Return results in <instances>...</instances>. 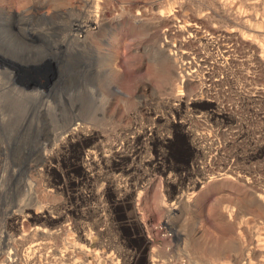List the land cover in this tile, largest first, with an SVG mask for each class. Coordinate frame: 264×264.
Wrapping results in <instances>:
<instances>
[{
	"label": "rangeland",
	"instance_id": "rangeland-1",
	"mask_svg": "<svg viewBox=\"0 0 264 264\" xmlns=\"http://www.w3.org/2000/svg\"><path fill=\"white\" fill-rule=\"evenodd\" d=\"M0 264H264V0H0Z\"/></svg>",
	"mask_w": 264,
	"mask_h": 264
},
{
	"label": "bare ground",
	"instance_id": "bare-ground-1",
	"mask_svg": "<svg viewBox=\"0 0 264 264\" xmlns=\"http://www.w3.org/2000/svg\"><path fill=\"white\" fill-rule=\"evenodd\" d=\"M60 13H62L64 15L65 11H61ZM66 16H67V14H66ZM70 24H71V28H72L71 30L74 32H77L79 36L73 35L72 32L65 34L63 39L60 42L61 46L64 43L66 44L71 38H74V37H76L79 40H80V38H86V35L89 34L92 31V29H97V27H99L98 20H96L95 18H93V19L89 18L86 21L73 20Z\"/></svg>",
	"mask_w": 264,
	"mask_h": 264
}]
</instances>
